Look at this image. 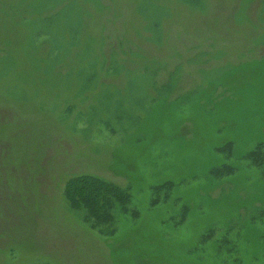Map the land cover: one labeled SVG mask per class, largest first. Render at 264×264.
Here are the masks:
<instances>
[{"label": "rangeland", "instance_id": "obj_1", "mask_svg": "<svg viewBox=\"0 0 264 264\" xmlns=\"http://www.w3.org/2000/svg\"><path fill=\"white\" fill-rule=\"evenodd\" d=\"M256 147L264 0H0V264H264ZM86 176L137 214L93 224Z\"/></svg>", "mask_w": 264, "mask_h": 264}, {"label": "trees", "instance_id": "obj_2", "mask_svg": "<svg viewBox=\"0 0 264 264\" xmlns=\"http://www.w3.org/2000/svg\"><path fill=\"white\" fill-rule=\"evenodd\" d=\"M227 149V146H224ZM248 159L255 165H264V159H262L261 151L258 147L253 149L248 154ZM225 168H212L211 173L220 174ZM170 185L169 182H164L163 184L154 186L152 188L153 198L151 199L150 205H157L161 202H165L169 197V190L160 196L162 189L165 186ZM65 197L67 200L73 204L75 207H82L86 211L87 217L93 222V224H110L113 221V209L116 207H121L123 212L137 214L135 210L125 211L124 208L126 204L131 199V195L126 188L119 187L110 181L102 182L99 178L92 176L74 178V180H69L65 187ZM118 204V205H117ZM180 222H182L189 208L184 205L181 208ZM213 234V230H210L207 234L200 237L201 242L207 240ZM227 243L223 240L218 247H222ZM227 250L235 254L238 257V252H233V245H228ZM237 260V259H236ZM236 264H240L238 261Z\"/></svg>", "mask_w": 264, "mask_h": 264}]
</instances>
